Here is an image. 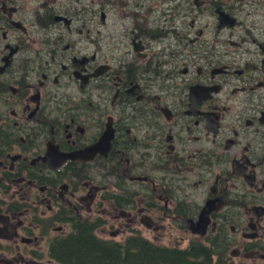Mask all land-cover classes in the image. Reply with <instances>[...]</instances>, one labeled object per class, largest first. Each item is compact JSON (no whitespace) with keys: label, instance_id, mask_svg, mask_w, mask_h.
Masks as SVG:
<instances>
[{"label":"flooded vegetation","instance_id":"af4514ba","mask_svg":"<svg viewBox=\"0 0 264 264\" xmlns=\"http://www.w3.org/2000/svg\"><path fill=\"white\" fill-rule=\"evenodd\" d=\"M81 236L264 264V0H0V264Z\"/></svg>","mask_w":264,"mask_h":264},{"label":"trees","instance_id":"16d2710c","mask_svg":"<svg viewBox=\"0 0 264 264\" xmlns=\"http://www.w3.org/2000/svg\"><path fill=\"white\" fill-rule=\"evenodd\" d=\"M70 245L58 255L68 264H166L167 259L173 258L140 238H131L124 245H118L81 236L73 239ZM185 257L182 255V259Z\"/></svg>","mask_w":264,"mask_h":264}]
</instances>
